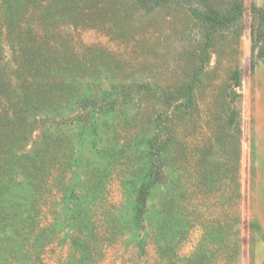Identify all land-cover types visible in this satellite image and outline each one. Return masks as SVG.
I'll use <instances>...</instances> for the list:
<instances>
[{"label": "trees", "instance_id": "16d2710c", "mask_svg": "<svg viewBox=\"0 0 264 264\" xmlns=\"http://www.w3.org/2000/svg\"><path fill=\"white\" fill-rule=\"evenodd\" d=\"M17 1L12 2V6ZM46 1L38 0L40 5ZM219 1L134 0L148 12L163 6L195 4L194 18L208 39L212 41L214 35L230 28L234 46L239 48L244 31L242 0H227L224 8L219 6L223 4ZM7 3H11L10 0H2L0 7L5 10ZM6 10L3 16L6 18L7 15V20L12 18V11ZM255 11L259 21L251 31L253 40L255 34L264 38V9L253 4L252 12ZM23 14V17L21 14L15 17L14 25L10 26L11 33L26 30L22 21L28 15L26 11ZM28 28L33 40L11 43L15 65L7 69L11 74L5 72L8 79L4 77V66L0 63V97L6 100L0 115H13L17 105L30 98L29 91L40 92L42 101L47 104L53 103L55 97L60 96L59 100H62L61 86L66 87V83L61 77L71 74L75 68L56 59L53 53L63 46L71 50L70 44L42 36V31L37 34L32 25ZM253 48L257 49L258 57H264V45ZM199 52L204 56L207 54L205 48ZM80 59L76 62L79 70L87 63ZM113 62L123 65L117 59ZM254 65L252 59L251 67ZM226 69L224 83L228 80L229 84L223 98L236 102L243 73L237 64ZM207 72V65L202 64L194 68L191 80L184 85L173 84L168 77L156 87L142 85L143 88L133 87L139 82L136 79H115L106 85L103 78L97 83L89 78L82 79L80 89L84 85L86 91L81 100L89 109L78 121L92 134L90 149L87 153L61 150L63 156L53 154V158H58L55 165L38 172L36 181L27 184L26 201L20 204L17 212L10 211L9 217L4 215L7 211L0 212V264H49L43 258L47 246L67 239L74 253L73 264H97L104 258L108 246L125 238L135 245L139 254L147 253V247L152 243L158 264H223L224 258L237 264L241 250L237 227L241 196L239 148L230 159L220 157L214 149V134L203 141L197 138L188 153L189 170L183 166L187 156L183 120L189 113L200 112L197 86ZM58 76L60 80H53L52 77ZM19 87L23 88L24 94H17ZM222 93L213 88L209 96L214 94L217 100ZM79 94L77 91L71 101L78 100ZM232 112L238 113L236 109ZM129 114H133L132 119L128 118ZM207 114L211 115L212 110ZM130 122L135 125L131 127ZM1 137L0 204H10L13 196L21 192L20 186L27 177L26 173H18L11 163L26 155V151L22 149L23 145L10 147ZM81 161L88 165L84 174ZM114 175L118 176L123 193L119 204L107 199V187ZM47 202H50L53 221L42 225L40 205ZM228 206L233 209V214L230 217L232 223L227 224ZM5 218L10 221L4 223ZM198 225L202 227L203 235L195 251L181 257L178 245ZM62 234L65 236L61 237Z\"/></svg>", "mask_w": 264, "mask_h": 264}, {"label": "rangeland", "instance_id": "374dc122", "mask_svg": "<svg viewBox=\"0 0 264 264\" xmlns=\"http://www.w3.org/2000/svg\"><path fill=\"white\" fill-rule=\"evenodd\" d=\"M14 1L16 0H10L11 3L6 4L5 10L0 7V63L4 66V77L8 79L7 73H12L8 71L9 67L15 65L11 43H28L33 40L28 28L31 25L37 34L42 31V36H49L54 41L63 42L62 44H70L71 50L63 46L53 53L56 59H62L63 63L75 68L71 74L61 77L66 83V87L63 84L61 86L63 93L59 92L63 95L62 100H59L60 96L55 97L53 103L47 104L42 101L44 99L40 92L29 91L32 95L27 101L17 105L13 115H0V136L2 135L3 143L13 148L23 145L22 149L26 151V155L14 159L11 165L18 173H26L28 177L20 186L21 192L13 196L10 204H0V212L7 211V214H3L8 217L10 211L17 212L20 204L26 201L29 189L27 184L36 181L38 172L55 165L58 158H53V154L63 156L61 150L68 153H75L76 150L82 153L89 151L92 134L83 129L82 123L79 124L78 121L80 115L89 109L87 103L81 100L86 91L84 85L80 89L79 82L82 79L89 78L97 83L103 78L101 80L105 85L115 79H136L139 82L133 87L143 88L142 85L156 87L170 77L171 83L184 85L191 80L195 67L206 64L207 75L197 86L200 112L189 113L183 120L187 152L183 166L189 170L191 163L188 153L197 138L203 141L214 134V149L220 157L232 158L237 147L239 148L241 196L237 208V227L241 250L237 264H263L264 57H258L257 49L253 46L264 45V38L255 34L253 40L251 31L259 21L257 12H252V5L264 9V0H242L241 19L244 31L239 40V48L234 46L230 28L214 35L212 41L209 40L194 18L195 4L163 6L157 11L148 12L134 0H48L44 5H40L38 0H19L12 6ZM219 3H223L219 6L224 8L227 0H220ZM6 9L12 11V18L8 17L7 20V15L6 18L3 16ZM25 11L28 18L23 20L25 23L22 21V27L26 30L11 33L10 26L14 25L15 17L20 14L23 17ZM203 48L207 51L205 56L203 52H199ZM78 58L82 62L87 61L89 69L86 63L79 70L76 63ZM116 59L123 65L114 63ZM252 59L255 62L254 68L251 67ZM231 64L240 66L243 73L242 84L238 89L240 96L236 102L223 98L224 90H228L226 86L229 84L228 80L224 83L227 79L226 68ZM77 75H80L78 80ZM52 78L60 80V76ZM213 88L218 93L223 92L217 100L214 94L209 96ZM18 89L17 94L25 93L22 87ZM77 91L80 93L78 100L71 101ZM5 104L6 100L0 97V109H5ZM233 109L237 110V115L232 112ZM210 110L212 114L208 115ZM128 118L132 119L133 114H129ZM129 124L131 127L135 125L133 122ZM87 167V163L81 161L83 174ZM122 195L119 178L114 175L107 187V199L113 204H119ZM50 202L40 205L42 225L53 221ZM226 212L228 224L231 222L233 209L228 206ZM9 221V218H5L3 222ZM202 230L200 225L193 227L187 239L178 245L181 257L195 251L203 235ZM64 236L65 234L61 235ZM70 245L68 239L51 243L43 254L45 262L73 264L74 253ZM228 254L229 252L225 253V256ZM222 263L231 264V260L224 258ZM97 264H158V261L152 243L148 245L147 253L139 254L135 245L125 238L108 246L104 258Z\"/></svg>", "mask_w": 264, "mask_h": 264}]
</instances>
